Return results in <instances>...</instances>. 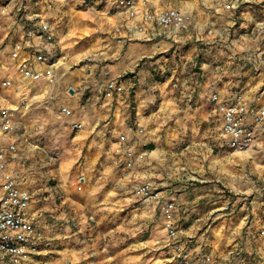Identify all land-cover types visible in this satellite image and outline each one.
Listing matches in <instances>:
<instances>
[{
    "label": "crops",
    "instance_id": "crops-1",
    "mask_svg": "<svg viewBox=\"0 0 264 264\" xmlns=\"http://www.w3.org/2000/svg\"><path fill=\"white\" fill-rule=\"evenodd\" d=\"M107 1L94 11L81 8L105 12L111 30L99 37L97 62L71 72L64 61L69 42L62 47L54 23L58 19L66 30L79 0H0V72L14 83L0 89V108L14 110L15 124L11 133L0 130V150L15 146L14 153H5L6 171L31 195L26 216L43 236L34 264H125L129 256L118 255L119 250L129 248L132 234L144 231L159 250L158 264H177L178 255L200 264L202 254L216 264H264L259 234L264 232V195L253 196L226 218L219 187L226 163L218 162L213 173L209 168L215 165L204 161L219 145L229 150L209 101L212 93L222 99L239 93L249 111L264 108V0H240L234 16L224 8L232 0H188L186 5L148 0L152 11L174 8L189 15V27L146 24L143 33L132 35L125 28L113 32L124 17L110 12ZM31 17L50 23L60 46L52 84L45 79L20 84L9 58ZM110 80L122 91L105 95ZM60 107L71 115L62 116ZM120 136H126L125 143H119ZM256 136L251 154L264 158V121ZM56 147L58 168H52ZM126 147L134 153L132 169L124 166ZM249 162L250 174H260L256 161ZM256 177L244 183L251 194L264 181V175ZM54 179L56 187H49L47 181ZM147 182L154 183L157 197H134L131 187ZM169 200L175 240L160 227V205ZM229 220L236 226L233 233L226 229ZM236 250L239 260L229 255ZM0 264H10L2 253Z\"/></svg>",
    "mask_w": 264,
    "mask_h": 264
},
{
    "label": "built area",
    "instance_id": "built-area-1",
    "mask_svg": "<svg viewBox=\"0 0 264 264\" xmlns=\"http://www.w3.org/2000/svg\"><path fill=\"white\" fill-rule=\"evenodd\" d=\"M68 3L70 0H61ZM105 0H79L78 8L88 11L96 10ZM110 11L123 15V23L113 30L118 34L123 28L132 35L143 33L144 26L151 24L158 28H173L186 30L190 24L189 15L174 8L152 11L148 8V0H108ZM240 0H234L227 5V9H236ZM106 3V2H105ZM107 4V3H106ZM139 5V6H137ZM142 7L140 12L138 7ZM18 11H22L19 9ZM4 13V10L1 11ZM136 18L140 23L134 22ZM21 26L24 33L22 39L14 41L9 51V58L14 62V72L21 83H35L41 79L52 84L56 65L61 57L59 43L55 37L52 25L46 21L29 18ZM28 20V18H27ZM14 88L9 76L0 72V89ZM122 88L114 80L106 84L105 95L121 92ZM210 103L215 107L220 119V131L225 146L233 152L247 153L256 142V128L264 121V108L249 111L239 93H233L222 99L217 93L209 97ZM13 111L9 108H0V130L11 133L15 130ZM60 114L65 117L71 115L67 107H60ZM79 127V126H75ZM141 133V132H140ZM119 143L126 142V136L119 137ZM14 145H8L0 150V253L9 260L10 264H34V257L38 255V247L43 236L41 231L27 218L30 206V193L20 187L17 180L6 171L5 153H14ZM125 167L132 169L135 166L133 151L126 147ZM136 196L142 199L156 198V186L152 182L140 183L133 188ZM174 202L165 201L160 205L163 216L164 229L170 240L177 238V230L173 221ZM261 235L264 232H260ZM229 255L241 259L240 251H232ZM177 264H189L183 256L178 255ZM200 264H216L210 255L202 254Z\"/></svg>",
    "mask_w": 264,
    "mask_h": 264
},
{
    "label": "rangeland",
    "instance_id": "rangeland-1",
    "mask_svg": "<svg viewBox=\"0 0 264 264\" xmlns=\"http://www.w3.org/2000/svg\"><path fill=\"white\" fill-rule=\"evenodd\" d=\"M177 1L180 4L185 2V5L186 2H188V0H165L166 4H174ZM197 1L201 3V2H206L207 0H197ZM233 2L234 0L226 4V7L224 6V8L228 10L227 5H230ZM77 9L78 10L75 9L72 11V17L70 19L69 26L66 30H62L61 22L58 21V19H56V23H54V25H56L55 26L56 35L57 38L61 40L62 47L64 46V44L69 42L68 43L69 51L68 50L66 51L64 49V55L67 56L64 61L67 62L66 66L68 65L71 66L70 67L71 72L76 71V69L79 67H83L84 69L91 68V66L97 62V57H99V51L100 49H102V47L99 46L100 44L99 37L107 35L108 32L110 33L111 30V28L109 29L110 24L107 23L108 20L105 12L99 14L98 12L81 11V8H77ZM101 10L103 9H98L97 11H101ZM236 10L237 8L229 9L228 11L229 13L232 14V16H234ZM62 38L65 39L63 40L64 42L62 41ZM55 145L58 146L57 143ZM51 154H52L51 155L52 158H54L50 160L52 161L51 163L52 168H58V162H59L58 157L60 155L59 148L56 147L55 149L51 150ZM208 156L209 157L204 161L206 163H211L215 165L214 168L213 166L209 168L213 173H217L218 171V165H217L218 162L223 161L226 163L227 172L226 174H224V178L221 180V182L224 184L223 186H219L221 191H223L221 192V194L223 195L224 197L223 199L225 201L226 208L224 211L226 212V218H230L236 215V212H238L241 204L244 202H250L253 196L254 197L258 196V194L264 195V181L259 180V184H255L259 192L254 194L247 192L245 188H247L248 185L245 186L246 184H244L245 181L248 182L255 181L257 179L256 176L258 175L259 176L264 175V158L262 156V153L256 154L255 152H253V154H251V151H248L247 153L232 152L225 149L224 147H220L219 145V147L217 146L216 148H213L212 152H210ZM48 158L49 157H47L45 160H47ZM249 161H254V162L256 161L257 169L260 171V174L256 176L254 175L252 176L250 174L251 166L253 163ZM242 162H244L243 169H242ZM234 169H239L237 173L239 174L240 172V174L239 175L236 174ZM79 177H82V175H78V176L75 175V178H79ZM47 185L49 187H54V186L56 187L57 180L54 179L47 181ZM131 193L137 199L145 200L135 195L133 191V187H131ZM249 209H251V207ZM249 220L251 219L249 218L248 221ZM210 222L211 221L208 220L207 225ZM178 224L180 225L182 224V217H180ZM249 224L250 223L247 222V225ZM160 227L164 228V223L163 225L160 224ZM203 227H205V225H202V228ZM181 228L182 229L185 228L184 225H182ZM226 229L227 231L233 233L236 230V226L235 225L233 226L232 221L229 220L227 221ZM199 233L200 232H196L195 234L198 235ZM139 234L142 235L140 238L138 237ZM256 234L257 233L254 234L255 239H256ZM131 236H132V240L130 241L131 243L129 248L125 249L124 251L119 250L118 252L119 253L118 255L125 254L129 256L125 259V261H127V263L125 264H158L159 260L157 258L159 256V250L155 249L152 246V244H150V242L153 240V237H149V233L146 231L132 234ZM260 236H264V234L263 235L260 234ZM107 254L111 255L113 253L109 251L107 252ZM114 264H122V263H114Z\"/></svg>",
    "mask_w": 264,
    "mask_h": 264
},
{
    "label": "bare ground",
    "instance_id": "bare-ground-1",
    "mask_svg": "<svg viewBox=\"0 0 264 264\" xmlns=\"http://www.w3.org/2000/svg\"><path fill=\"white\" fill-rule=\"evenodd\" d=\"M19 96H20V95H19ZM22 99H24V100H25L26 98H25V97H23ZM25 106H26V105H25Z\"/></svg>",
    "mask_w": 264,
    "mask_h": 264
},
{
    "label": "water",
    "instance_id": "water-1",
    "mask_svg": "<svg viewBox=\"0 0 264 264\" xmlns=\"http://www.w3.org/2000/svg\"><path fill=\"white\" fill-rule=\"evenodd\" d=\"M70 93H72V91H70Z\"/></svg>",
    "mask_w": 264,
    "mask_h": 264
}]
</instances>
